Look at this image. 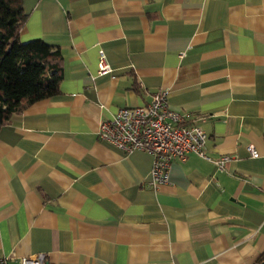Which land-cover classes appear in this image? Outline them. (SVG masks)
I'll return each instance as SVG.
<instances>
[{
  "label": "crops",
  "instance_id": "obj_1",
  "mask_svg": "<svg viewBox=\"0 0 264 264\" xmlns=\"http://www.w3.org/2000/svg\"><path fill=\"white\" fill-rule=\"evenodd\" d=\"M20 1V41L57 46L63 73L58 95L0 129V258L258 264L264 0ZM101 52L110 74H98ZM157 91L200 125L207 152L229 158L223 171L189 154L153 188L150 155L98 139L100 123Z\"/></svg>",
  "mask_w": 264,
  "mask_h": 264
},
{
  "label": "built area",
  "instance_id": "obj_2",
  "mask_svg": "<svg viewBox=\"0 0 264 264\" xmlns=\"http://www.w3.org/2000/svg\"><path fill=\"white\" fill-rule=\"evenodd\" d=\"M111 71L101 52L98 74L107 75ZM96 134L100 141L124 154L143 152L150 155L153 188L166 185L172 163L184 162L189 154L215 165L218 171H223L225 163L229 161L228 157L205 150V132L199 124L189 122L186 114L171 110L164 91L151 94L150 102L145 106L119 110L111 120L98 125ZM249 152L252 157L257 156L252 147ZM44 259L43 254H35L18 259V264H44ZM0 264H10L9 258H0Z\"/></svg>",
  "mask_w": 264,
  "mask_h": 264
},
{
  "label": "trees",
  "instance_id": "obj_3",
  "mask_svg": "<svg viewBox=\"0 0 264 264\" xmlns=\"http://www.w3.org/2000/svg\"><path fill=\"white\" fill-rule=\"evenodd\" d=\"M20 0H0V129L30 105L59 94L63 60L43 40L20 41L27 16ZM264 261V252L258 264Z\"/></svg>",
  "mask_w": 264,
  "mask_h": 264
},
{
  "label": "water",
  "instance_id": "obj_4",
  "mask_svg": "<svg viewBox=\"0 0 264 264\" xmlns=\"http://www.w3.org/2000/svg\"><path fill=\"white\" fill-rule=\"evenodd\" d=\"M260 264H264V261H262Z\"/></svg>",
  "mask_w": 264,
  "mask_h": 264
}]
</instances>
